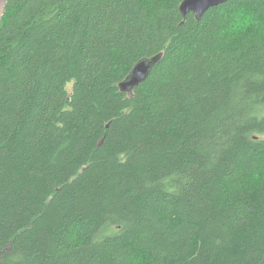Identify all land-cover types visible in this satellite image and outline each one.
I'll list each match as a JSON object with an SVG mask.
<instances>
[{
  "label": "trees",
  "instance_id": "1",
  "mask_svg": "<svg viewBox=\"0 0 264 264\" xmlns=\"http://www.w3.org/2000/svg\"><path fill=\"white\" fill-rule=\"evenodd\" d=\"M183 1L8 0L0 264H264V39Z\"/></svg>",
  "mask_w": 264,
  "mask_h": 264
},
{
  "label": "clouds",
  "instance_id": "2",
  "mask_svg": "<svg viewBox=\"0 0 264 264\" xmlns=\"http://www.w3.org/2000/svg\"><path fill=\"white\" fill-rule=\"evenodd\" d=\"M264 4L250 7L237 0L234 6L220 11V24L213 36L221 44H227L241 36H258L264 39V14L257 8ZM251 180L257 185L264 183V175L252 174ZM127 264H155V257L149 252L135 251L127 256Z\"/></svg>",
  "mask_w": 264,
  "mask_h": 264
},
{
  "label": "water",
  "instance_id": "3",
  "mask_svg": "<svg viewBox=\"0 0 264 264\" xmlns=\"http://www.w3.org/2000/svg\"><path fill=\"white\" fill-rule=\"evenodd\" d=\"M229 1L231 0H184L180 10L184 18H187L188 14L193 13L197 21H200L208 10ZM7 2L8 0H0V22L2 16L5 14ZM161 60L162 55L159 54L138 61L127 78L120 83V91L127 94L129 97H133L135 90L148 79L154 67H156Z\"/></svg>",
  "mask_w": 264,
  "mask_h": 264
},
{
  "label": "bare ground",
  "instance_id": "4",
  "mask_svg": "<svg viewBox=\"0 0 264 264\" xmlns=\"http://www.w3.org/2000/svg\"><path fill=\"white\" fill-rule=\"evenodd\" d=\"M224 4H225V3H224ZM180 7H181V6H180ZM180 12H181V10H180ZM181 14H182V13H181ZM190 14H193V13H190ZM188 15H189V14H188ZM193 15H194V14H193ZM182 16H183V15H182ZM194 16H195V15H194ZM187 17H188V16H187ZM195 18H196V17H195ZM183 19L186 20L187 18H184V17H183ZM196 20H197V19H196ZM130 72H131V71H130ZM129 74H130V73H129Z\"/></svg>",
  "mask_w": 264,
  "mask_h": 264
}]
</instances>
